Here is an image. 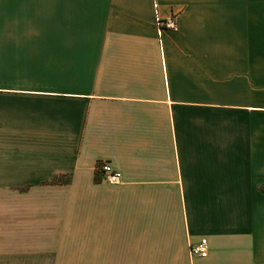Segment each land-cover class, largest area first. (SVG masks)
Masks as SVG:
<instances>
[{
	"label": "crops",
	"instance_id": "crops-1",
	"mask_svg": "<svg viewBox=\"0 0 264 264\" xmlns=\"http://www.w3.org/2000/svg\"><path fill=\"white\" fill-rule=\"evenodd\" d=\"M0 55V264H264V0H0Z\"/></svg>",
	"mask_w": 264,
	"mask_h": 264
},
{
	"label": "built area",
	"instance_id": "built-area-1",
	"mask_svg": "<svg viewBox=\"0 0 264 264\" xmlns=\"http://www.w3.org/2000/svg\"><path fill=\"white\" fill-rule=\"evenodd\" d=\"M156 28L160 35L163 30L175 31L177 28L174 17L168 19H156ZM98 173L101 177L111 185H116L120 182V177L116 171H114L107 163L102 162L98 165ZM191 258L204 259L207 256V241L201 239L197 244L190 245L188 250Z\"/></svg>",
	"mask_w": 264,
	"mask_h": 264
},
{
	"label": "rangeland",
	"instance_id": "rangeland-1",
	"mask_svg": "<svg viewBox=\"0 0 264 264\" xmlns=\"http://www.w3.org/2000/svg\"><path fill=\"white\" fill-rule=\"evenodd\" d=\"M13 26H17V24L13 23L12 21H7V23H5V43L12 42V36H15V40L18 39L16 37L17 35L19 36V38H21V33L19 35L18 33H14L13 31H11L13 29ZM22 26L26 27V25ZM12 59H18V57H13L11 55H0V63H12Z\"/></svg>",
	"mask_w": 264,
	"mask_h": 264
}]
</instances>
